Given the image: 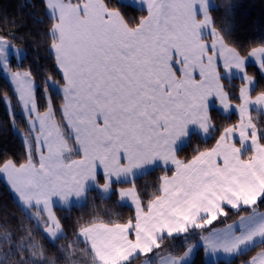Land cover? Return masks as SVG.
Segmentation results:
<instances>
[{
    "label": "snow or ice",
    "instance_id": "obj_1",
    "mask_svg": "<svg viewBox=\"0 0 264 264\" xmlns=\"http://www.w3.org/2000/svg\"><path fill=\"white\" fill-rule=\"evenodd\" d=\"M121 6L147 15L130 25L106 0H46L53 21L50 51L65 82L63 126L50 105L42 115L36 111L31 71L11 73L39 159L33 162L29 145L26 163L17 166L9 160L0 171L8 174L25 208L42 205L47 211L51 226L46 232L52 240L61 232L53 197L71 207L86 202L92 190L110 198L114 184H132L118 195L134 206L133 218L124 223L93 220L80 227L91 264H133L138 254L152 253L166 238L227 216L226 207L247 210L258 201L264 204V133L257 134L250 114L252 108L264 113V91L252 98L257 85L245 70L246 58L214 26L210 10L219 6L214 0H130ZM234 7L225 5L226 15ZM225 32L230 34L227 26ZM13 51L21 55L0 36V69H8ZM248 57L264 73V46L252 48ZM222 75L245 82L239 90L242 103L235 106L240 124L224 128L214 148L197 150L182 161L178 154L193 135L215 130L210 106L219 100L224 112L233 107ZM155 168H164L165 175L145 210L135 179ZM202 240L206 264L219 254L244 255L264 245V213L252 208L238 226L213 230ZM3 241L11 246L0 253V264H57L52 258L37 259L43 250L34 242L13 243L7 233ZM196 248L186 245L182 255L157 252L158 264H192ZM247 264H264V251Z\"/></svg>",
    "mask_w": 264,
    "mask_h": 264
},
{
    "label": "trees",
    "instance_id": "obj_2",
    "mask_svg": "<svg viewBox=\"0 0 264 264\" xmlns=\"http://www.w3.org/2000/svg\"><path fill=\"white\" fill-rule=\"evenodd\" d=\"M106 2L111 7L119 8L130 25H135L141 17L147 15L146 11L134 6L122 7V3L117 0H106ZM214 3L219 6L218 10H210L214 26L225 35L226 43L230 47L247 57L252 48L264 46V0H214ZM229 4L235 6L231 16L226 15L224 10V6ZM47 13L46 0H0V36L7 38L13 45L24 48V58L19 63L12 59L10 67L13 71H31L36 85L35 102L38 112H46L50 105L57 122L63 126L61 108L64 104V97L59 92V88L64 84V79L50 51L51 37L48 30L53 21ZM226 26L230 29V34L225 32ZM247 68L249 75L257 82L252 96L259 95L264 91V76L260 74L255 64L250 63ZM242 82L239 79H233V81L222 79L232 104L240 103L239 90ZM5 98H8L10 102V109L5 103ZM250 114L257 126L258 135L264 133V114L255 110H252ZM210 116L215 125V130H211V136L204 139L200 135H193L185 149L178 154L179 159L187 162L197 154V150L207 151L214 148L223 129L239 123L237 114L225 115L215 108L210 109ZM28 127L27 119L21 110L12 85L0 73V168L9 160L17 166L26 163L28 160L27 141L32 145V156H35L36 148L32 138H29L31 135ZM261 143H264V139ZM167 174L172 175V171H168ZM163 175H165L164 168H155L149 174L135 179V187L145 205V210L147 202L152 198V193L159 183V178ZM102 181L100 177L99 182ZM122 187H132V184H115L114 193L110 198H102L98 190H92L83 204L56 208L55 213L64 234L57 240L51 241L44 232L47 225L44 214L40 212L37 218L31 217L19 205L8 185L0 177V253L8 251L11 246L3 241L7 233L11 234L13 243L27 245L34 242L39 245L43 250V257H37V259L52 258L57 261V264H91L87 251L88 245L79 238V229L93 220L124 223L133 218L135 209L122 204L119 200L118 189ZM255 210L264 211V204L258 202ZM226 211L228 215L219 220V226L238 219L252 210L234 212L229 208ZM205 231V229H194L186 235L166 238L161 242L159 249H154L147 255L138 254L133 264H140L149 258L153 259V264H156L157 252L160 255H182L186 250V245L196 244ZM261 251H264V245L231 259L230 264H247ZM69 252L71 255H67ZM22 255L27 258L29 253L23 252ZM66 255L67 259H61ZM227 261L229 260L207 264H226ZM10 264H15V260H11ZM192 264H206L202 246L197 247Z\"/></svg>",
    "mask_w": 264,
    "mask_h": 264
},
{
    "label": "rangeland",
    "instance_id": "obj_3",
    "mask_svg": "<svg viewBox=\"0 0 264 264\" xmlns=\"http://www.w3.org/2000/svg\"><path fill=\"white\" fill-rule=\"evenodd\" d=\"M118 2H120V3H129L130 2V0H117ZM73 2H75V0H73ZM7 39V38H6ZM206 39H207V41L210 43L211 42V37H206ZM10 42V41H9ZM10 44L13 46V48L14 49H16V50H19L20 51V53H21V55L20 56H17L16 54H15V52L13 51V52H10L9 53V66H8V69H0V73H2V75L7 79V81L12 85V87H13V90H14V93L16 94V96H17V99H18V93L15 91V85L12 83V81H11V73L12 72H17V71H13L12 69H11V67H10V61L12 60V59H15L16 61H17V63H19L23 58H24V56H25V50H24V48H22V47H18V46H15V45H13L11 42H10ZM230 47V46H229ZM52 54L54 55V53L52 52ZM246 58V64H245V70L247 71V73H248V64H250V63H252V64H255L257 67H258V70H259V72H260V74L262 75V76H264V73H262L261 72V70H260V68H259V65H258V63L257 62H255L254 61V59H252V58H249L248 56L247 57H245ZM57 62V61H56ZM57 67H58V65H57ZM59 69V68H58ZM22 71H24V70H21V72ZM235 71V70H234ZM61 72V71H60ZM221 72L223 73V69L221 68ZM61 74H62V72H61ZM248 75H249V73H248ZM250 76V75H249ZM197 79H199V77L197 76ZM222 79H226V78H223V75H222ZM222 79H221V83H222ZM233 79H239V80H241L240 78H232L231 80H229V79H226V80H228V81H233ZM253 80H254V82L256 83V85H257V82H256V79L253 77ZM243 81V80H242ZM33 82H34V80H33ZM244 81L242 82V86L244 85ZM223 84V83H222ZM241 86V87H242ZM35 88H36V85H35V82H34V92H35ZM59 92L63 95V91H62V87H60L59 88ZM251 95H252V93H251ZM252 98L253 99H255V96H252ZM19 101V100H18ZM5 103H6V105H7V107L10 109V102H9V100H8V98H5ZM36 103V102H35ZM64 103H65V101H64ZM231 103V102H230ZM240 103H242V101L240 100ZM239 103V104H240ZM239 104H237V105H239ZM19 105H20V107H21V110H22V112H23V114L25 115V117H26V119H27V116H28V113H27V111L26 110H24L23 109V106H22V104L19 102ZM231 105L233 106L232 107V109H230L228 112H224V110L222 109V107H221V105L219 104V100H216L215 101V103L214 104H212L211 106H210V109H212V108H215V109H217V110H219L221 113H223V114H225V115H230V114H232V113H235V114H237L238 116H239V123L237 124V125H235V126H238L239 124H240V113H239V111H238V109H236V104H232L231 103ZM210 109H209V112H210ZM252 110H254V108H252V109H250V112L252 111ZM36 111L38 112V110H37V106H36ZM256 111V110H255ZM39 113V112H38ZM45 113V112H44ZM44 113H39V114H44ZM264 114V113H263ZM32 118L33 119H35V113L33 114V116H32ZM55 120H56V118H55ZM27 122H28V120H27ZM56 122H57V120H56ZM58 123V122H57ZM28 126H29V124H28ZM257 134H258V132H257ZM198 135H200L201 137H203L204 139H207V138H209L210 136H211V129H210V132H209V134L207 135V136H205V135H203V134H198ZM30 144H29V142L27 141V146H29ZM237 146L239 147V143L237 144ZM35 148H36V146H35ZM37 150V149H36ZM38 151V150H37ZM39 153V152H38ZM46 154V153H45ZM251 153H248V155H250ZM246 157V156H245ZM3 168V167H2ZM2 168H0V169H2ZM0 177L3 179V181L8 185V187H9V189H10V191L12 192V195H13V197L16 199V201L20 204V206L31 216V217H33L34 219L35 218H37L38 216H39V214H40V212L42 211V209H43V206L42 205H40V206H37V207H35V208H31V209H27V208H25L24 207V205H23V202L22 201H20L19 200V194L18 193H16L15 191H14V189H12L11 188V181L8 179V174L7 173H5V172H3V171H0ZM113 188H115V184H114V186H113ZM114 193V192H113ZM74 199V201H75V198H73ZM57 200V202H55L56 203V205H59L60 207L62 206L63 207V202L61 201V200H58L57 198H54L53 197V202L54 201H56ZM125 202L126 203H129L130 205H131V202L130 201H128V200H125ZM259 202V201H258ZM254 206H251V208H253ZM41 208V210H38V209H40ZM133 208V207H132ZM226 209H229L228 207H226L225 208V211H226ZM44 212H42V213H44V219H45V223L47 224L46 226H45V229H44V232H45V230H46V228L47 227H50L51 225L48 223V213H47V211L46 210H43ZM234 212H237V211H240V210H233ZM256 211V210H255ZM258 211V210H257ZM52 212H53V209H52ZM260 213H264V211H259ZM54 214V213H53ZM250 214H252V211H251V213ZM55 215V217H56V219L58 220V217L56 216V214H54ZM242 216H245V214L244 215H242ZM222 217L223 216H221L219 219H217L216 221H214L211 225H209V228H206L207 230V234L206 235H203V237H205V236H208L209 235V233L211 232V231H213V230H222L223 228L221 227V226H219L218 228L216 227V226H218V223H219V220H221L222 219ZM240 218H241V216L238 218V219H235V220H233L232 222H230V223H232V225L233 226H238V224H239V221H240ZM60 223V222H59ZM61 226V225H60ZM214 228H216V229H214ZM219 228H222V229H219ZM213 229V230H212ZM209 231V232H208ZM64 234V232H63V228H62V226H61V232L60 233H58V235H61V234ZM190 233V232H189ZM48 234V233H47ZM62 234V235H63ZM49 236V235H48ZM58 237V236H57ZM193 245H197V247H199V246H202L203 247V240H202V237L198 240V242L196 243V244H193ZM204 248V247H203ZM197 249V248H196ZM196 251V250H195ZM195 253V252H194ZM257 255V254H256ZM255 255V256H256ZM238 257V256H237ZM234 258H236V257H234ZM234 258H232V257H225V256H221V254H219L215 259H213L212 257H209L208 258V261H207V263H212V262H215V261H218V260H231V259H234ZM146 261H153V259H151V258H149V260L148 259H145ZM143 264H145V263H143Z\"/></svg>",
    "mask_w": 264,
    "mask_h": 264
},
{
    "label": "crops",
    "instance_id": "obj_4",
    "mask_svg": "<svg viewBox=\"0 0 264 264\" xmlns=\"http://www.w3.org/2000/svg\"><path fill=\"white\" fill-rule=\"evenodd\" d=\"M65 83V82H64ZM62 87V89H63V87H64V84L61 86ZM62 93V92H61ZM64 97V96H63ZM64 105V104H63ZM29 138H32V136H30ZM238 144V143H237ZM37 149V148H36ZM251 155V154H250ZM72 158H74V159H79V157L78 156H73ZM245 159L247 158V156L246 157H244ZM38 159H39V153H38V151L37 150H35V156H32V160H33V162L34 163H38ZM3 167V166H2ZM1 167V168H2ZM171 167V166H170ZM101 177V174L100 173H98V180H99V178ZM104 183V181H102L100 184H103ZM114 186V185H113ZM122 188H130V187H122ZM114 189V188H113ZM118 191H119V189H118ZM114 192V191H113ZM118 197H119V195H118ZM54 198H57V197H54ZM58 200H59V198H57ZM119 200H120V197H119ZM55 202H57V200L56 201H54L53 203H52V209H53V213L54 214H56L55 213V210H56V208H68L69 206H67V205H63V207L61 206H59V205H56V203ZM120 202L122 203V204H124V205H127V206H131V207H133L134 208V206H132V205H130L129 203H126L125 201H121L120 200ZM84 202H80V203H76V202H74L73 203V205H80V204H83ZM20 205V204H19ZM72 205V206H73ZM256 206V205H255ZM255 206L253 207L254 209H255ZM229 208V207H228ZM231 209V208H230ZM248 209H251L252 210V208H248ZM38 210H41V208L40 209H38ZM232 210H237V209H232ZM257 211V210H256ZM42 212H44L43 211V209H42V211H41V213ZM257 212H259V211H257ZM251 213V212H250ZM250 213H248V214H245V216H248V215H250ZM44 214V213H43ZM244 215V214H243ZM232 222V221H231ZM228 225H232V223H230V222H228V223H226L225 225H223V226H221L223 229H225ZM217 228L219 227V225L218 226H216ZM206 228H209V225H206V227L205 228H203V229H205V230H207ZM222 228H219V229H222ZM214 229H216V228H214ZM213 230V229H212ZM191 231V230H190ZM209 232V231H208ZM45 234H46V236L49 238V240H51V241H55V240H57L59 237H61L62 236V234L61 235H58V237L55 239V240H52L49 236H48V234H47V232H46V230H45ZM207 234V231H205V232H203L202 234H201V236H200V238L201 237H203V235H206ZM237 234H239V232H237ZM181 235H186V234H181ZM80 238V237H79ZM81 239V238H80ZM166 255H168V254H164V255H160V256H166ZM221 256H224L223 254H221ZM159 259H160V257L158 256L157 257V259H156V264H158V261H159ZM145 261L146 260H144V261H142V263H140V264H143V263H145ZM218 261H220V260H218ZM215 262H217V261H215Z\"/></svg>",
    "mask_w": 264,
    "mask_h": 264
}]
</instances>
